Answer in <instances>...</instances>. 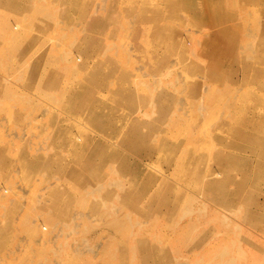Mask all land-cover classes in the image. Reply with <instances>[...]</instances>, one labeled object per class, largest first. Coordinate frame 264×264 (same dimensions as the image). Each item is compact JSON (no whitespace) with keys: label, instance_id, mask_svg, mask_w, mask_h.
<instances>
[{"label":"rangeland","instance_id":"374dc122","mask_svg":"<svg viewBox=\"0 0 264 264\" xmlns=\"http://www.w3.org/2000/svg\"><path fill=\"white\" fill-rule=\"evenodd\" d=\"M263 51L264 0H0V264H264Z\"/></svg>","mask_w":264,"mask_h":264},{"label":"bare ground","instance_id":"6f19581e","mask_svg":"<svg viewBox=\"0 0 264 264\" xmlns=\"http://www.w3.org/2000/svg\"><path fill=\"white\" fill-rule=\"evenodd\" d=\"M259 55H261L262 57H264V51L263 52H259L258 53ZM261 77L264 76V67L261 69V71H259L258 73ZM254 86L256 87H264V84L261 82V85H257L254 83ZM262 100V99H261ZM136 121V120H135ZM264 121V119H263ZM247 128H250V129H254V124L253 122L251 121L250 123V127L246 126ZM253 135V133H244L242 134V136L244 137H251ZM127 137L131 140V139H135V140H139V139H143L142 137L138 136L137 134H134V133H130L127 135ZM257 141V143L264 148V139L262 138H257L255 139ZM226 159H229V157H227ZM213 175V174H211ZM210 175V177H211ZM220 174L219 173H216L214 174V176L210 179L209 183H208V187L210 189V191H213L216 195H218V198H221L224 196V193H222L220 190L221 188L223 187L222 186V183H220Z\"/></svg>","mask_w":264,"mask_h":264}]
</instances>
